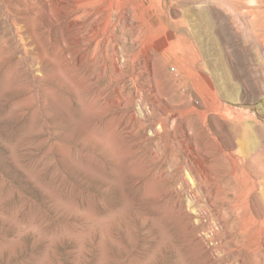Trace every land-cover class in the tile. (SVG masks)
I'll use <instances>...</instances> for the list:
<instances>
[{
  "label": "rangeland",
  "instance_id": "374dc122",
  "mask_svg": "<svg viewBox=\"0 0 264 264\" xmlns=\"http://www.w3.org/2000/svg\"><path fill=\"white\" fill-rule=\"evenodd\" d=\"M98 1L0 0V264H264L184 183L204 197L187 150L219 179L246 133L264 170V0H134L119 71Z\"/></svg>",
  "mask_w": 264,
  "mask_h": 264
},
{
  "label": "bare ground",
  "instance_id": "6f19581e",
  "mask_svg": "<svg viewBox=\"0 0 264 264\" xmlns=\"http://www.w3.org/2000/svg\"><path fill=\"white\" fill-rule=\"evenodd\" d=\"M104 1H106V0H99L98 2L103 3ZM94 3H96V2H94V1L89 2L90 5L94 4ZM133 6L136 8V6L134 4V0H108V4L103 5L102 8L97 10V12L104 13L108 17L107 26L103 29V34H105V36L108 35L107 36L108 38H111L114 40V43H115L114 65H115L116 71H119L121 68L120 67V60H121L120 53L121 52L119 51V48L117 47V43H116V30L118 29V26L127 25V23L130 21L131 10H132V8H134ZM85 14H87V13H84L83 15H79L77 18L81 19ZM112 17H114V23L111 19ZM141 53L145 54V55L147 54L146 51H144V50H141ZM138 55H136V56H138ZM136 58L137 57H135V59ZM136 65H137V63H136ZM159 69L163 74H167L166 66L160 65ZM121 71H122V69H121ZM137 78L134 75L132 79L134 81V80H137ZM203 78L205 80H208L209 82H211V80L205 74L203 75ZM198 85H199V83H196L193 86L196 87V89L198 90V88H199ZM210 85H211L210 87H212V84H210ZM135 87H137V86H135ZM152 87H153V85H152ZM135 89H136V94L139 97H141L140 96L141 93H145V91H146L144 89L140 91L139 87H137ZM212 94H213V92H212ZM122 96H123V94H122ZM188 104H189V106H188V109L186 111V114H190V113L193 114V113L198 111L197 108L195 106H193V104H191L189 102H188ZM124 105H126V104H124ZM125 107H127V106H125ZM165 112H167V110H165ZM131 115H132L131 118H133V120L136 119L137 116H136L135 112H132ZM225 119L228 120L226 117H225ZM247 134H249V133H246L245 135L243 134V143L241 144V148H240L239 152L234 153V154H229L226 152L224 153L225 157H228V159L232 163L231 165L233 166V170H232V172L230 171V173L227 171L228 172V173L226 172L227 175H225V174L220 175L219 179L217 177L218 175L216 176V174H214L213 171H209V172L208 171H200L201 169L199 170L198 167L196 166V164H194L195 163L194 159H193L194 156L190 153L191 149H189V151L187 150L186 156L191 161L190 163L187 162L188 163L187 164L188 170L191 173V175L194 176V178L198 181V186L202 190L204 197H202V196L200 197L198 194H195V191L190 187L188 182L185 181L183 176L182 175H180V176H181V178L184 179V183L186 182L185 184H186L187 188L189 189V193H190V195H192V197H193L192 199H195L196 202L203 201L202 199H204L207 204L214 207L213 201H215V199H220L221 202L223 203V205L225 204L226 206H229L228 208H230V206L236 207L237 211H235L234 215L236 216L235 217L236 221L241 223L242 228L240 230L242 231V235L244 237H246L249 233V226H251V225L256 226L258 228V232H256L255 235L258 238V241L262 242L261 237H260V236H262V233H263V237H264V219L261 218L262 215L258 216V218H253V216L251 215L250 218H247V215H248L247 213H244L242 217L239 214L240 213L239 211L244 208L245 202H246V205H245L246 211L245 212H247V209H248L247 203L250 201L252 202L251 205H252V209L254 212L256 211L257 213H260L261 211H264V188H263V186H264V170L262 168H260L256 163H250V161H248V156L253 155L252 152H254L256 150L258 143H256V141L252 138V136L248 137ZM201 167H202V165H201ZM228 175H230V176H228ZM216 177L218 179V182H216V180H217ZM230 177L237 179L235 189H229L228 184H230V183L226 184ZM230 182H231V184H233L232 181H230ZM233 182H234V180H233ZM209 183H215L214 184L215 192H210L207 190V188L209 187ZM228 189H229V191H228ZM251 198H252V200H251ZM240 207H241V209H240ZM214 211H215L214 214L217 216V219L223 224V226H226V223L227 224L230 223L229 221L231 219L230 220L228 219V221H226L224 215H222V210H218L215 208ZM242 211H244V210H242ZM236 212L238 215L236 214ZM229 231L230 230H228L227 232L229 233ZM261 231H263V232H261Z\"/></svg>",
  "mask_w": 264,
  "mask_h": 264
}]
</instances>
